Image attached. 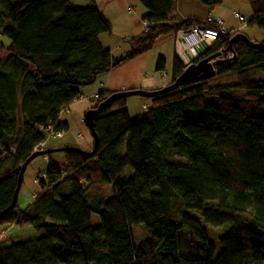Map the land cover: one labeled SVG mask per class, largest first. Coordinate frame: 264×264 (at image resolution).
I'll use <instances>...</instances> for the list:
<instances>
[{
	"label": "trees",
	"instance_id": "1",
	"mask_svg": "<svg viewBox=\"0 0 264 264\" xmlns=\"http://www.w3.org/2000/svg\"><path fill=\"white\" fill-rule=\"evenodd\" d=\"M137 1L147 27L112 56L97 40L111 28L95 4L0 0V34L8 39L0 41V226L36 232L0 244V264H264V51L240 40L227 49L240 28L220 34L202 55L219 53L212 78L146 98L134 117L127 98L114 100L93 120L95 153L47 154L32 202L3 212L21 164L45 139L44 126L81 88L149 51L157 38L201 24L173 20L178 0ZM192 1L209 9L223 3ZM248 5L246 25L264 31V0ZM155 68L164 69L162 57ZM183 68L173 56L172 79ZM230 76L233 82L211 84ZM110 94H98L91 108ZM94 185L109 194L91 198ZM202 222L227 227L218 253ZM136 226L143 238L135 242Z\"/></svg>",
	"mask_w": 264,
	"mask_h": 264
},
{
	"label": "crops",
	"instance_id": "2",
	"mask_svg": "<svg viewBox=\"0 0 264 264\" xmlns=\"http://www.w3.org/2000/svg\"><path fill=\"white\" fill-rule=\"evenodd\" d=\"M69 1L79 6L93 3L108 20L111 28L110 32L98 35L97 40L100 46L109 50L112 56H117L125 51L128 48L127 40L143 31L141 21L142 16L145 14V9L137 0ZM200 6L192 0H178L173 20L179 21L192 18L203 21L206 17L210 16L220 19L223 27L232 29L227 24V20L232 13L228 5L225 8L221 4V6L215 9ZM183 7L187 9L183 10ZM175 55L174 34L164 35L156 39L149 51L120 64L108 72L98 75L92 85L80 89L79 96L81 99L75 100L70 105L69 110L60 116L61 121L65 124L66 130L72 132L74 123L83 122V114L93 106L94 100H92V97L94 95L98 96L101 93L107 95L130 89L156 90L170 83L172 79V59ZM158 57L164 59L163 71H158L155 68ZM74 104H82V106L77 111L71 110V106ZM144 107L145 104H143ZM71 145L73 144L69 142L63 144V146ZM80 147L81 149L84 147L83 150L88 151L91 145L89 142H83ZM34 161L37 163V166H35L36 169H44L46 167L47 158L45 156L37 157L32 162Z\"/></svg>",
	"mask_w": 264,
	"mask_h": 264
},
{
	"label": "rangeland",
	"instance_id": "3",
	"mask_svg": "<svg viewBox=\"0 0 264 264\" xmlns=\"http://www.w3.org/2000/svg\"><path fill=\"white\" fill-rule=\"evenodd\" d=\"M222 5L225 8H227L228 5L231 9L232 13L227 20V24L232 29H235L236 27L238 28L240 26V24L237 22V20H235L233 16L234 13H238L239 15H241L245 19L246 23L251 18V11L248 5V0H223ZM185 9L187 8L183 7V10ZM209 17L210 16L206 17L203 21H201V24L204 25L205 21L207 22V18ZM240 32L245 33L249 38H251L255 42H264V31H262L255 25H249V26L245 25L244 27H240ZM0 41H2L4 44L8 43V39L6 38V36L2 34H0ZM178 59L180 60L181 58ZM216 59L219 58L217 57ZM233 81H234V77L230 76V77H224L218 79L217 81H214L211 84H216V83L225 84ZM80 99L81 98H77L76 101ZM143 104H145V106L148 105L149 100L139 96L127 97L126 108L129 116L134 117L135 115L142 112ZM81 106L82 104H74L72 108L73 110L77 111ZM77 121H79V119H77ZM73 128L74 129H72V132L70 130H63L62 138L47 137L45 141V148L65 147L63 146V144H66V142L73 144L68 147H79L83 142L84 143L89 142L90 145L92 144L91 143L92 138L90 136V133L88 132L89 130H87V127L83 122L74 123ZM78 132H82L83 137L76 136V133ZM74 137L76 138V140ZM52 156L55 159H60L62 157V152H55L52 154ZM174 157L177 158L176 155ZM36 164L37 163L35 161L29 163L25 171L23 172L22 182L18 191L17 201H16L17 207L19 209H24L26 206H28L32 202L34 195L40 191V187L37 183L39 179V175H38L39 170L36 169L35 167L37 166ZM130 174H131L130 170H127L126 175L129 176ZM109 192H110V188L108 186L94 185L89 190V196L91 198L102 197V196H107ZM90 223L93 227L99 226V219L96 214H91ZM202 224L207 228L209 240L215 245L216 253H218V251H220V247L218 244V237H220L227 230V227L226 226L212 227L208 224H204L203 222ZM35 235L36 232L30 226L27 225L17 226L13 224L7 227H5V225L0 226V244H8L10 241L15 242V241L25 240ZM132 236L135 242L143 238V231L140 226H136L132 228ZM261 238L263 239V243H264V236H261Z\"/></svg>",
	"mask_w": 264,
	"mask_h": 264
},
{
	"label": "water",
	"instance_id": "4",
	"mask_svg": "<svg viewBox=\"0 0 264 264\" xmlns=\"http://www.w3.org/2000/svg\"><path fill=\"white\" fill-rule=\"evenodd\" d=\"M238 40L243 41L245 44H247L252 49L264 51V42H252L243 33H240V32L235 33L232 36V38L229 41V46L227 49L230 50L232 42L238 41ZM218 56H219V53L207 55L204 57L202 56L197 57L196 60H193L191 61V63L184 66L181 73L174 79H171L170 83H168L162 88H159L156 90L130 89V90H125V91L114 92V93H111L109 96H107L96 107L90 108L87 111H85V113L83 114V123L89 130L90 136L93 139L91 150L86 151L79 147L65 146V147L44 149V150L35 151L31 153L24 160V162L21 164L18 170L16 186L13 191L12 199L10 201V204L7 206L6 209L3 210V212L11 210L15 206L16 201H17L18 191H19V188L22 182L23 172L25 171L27 165L31 162L32 159L40 155H46V154L55 153V152H66V151H75L87 157L92 156L95 153V144H96V135L93 130V120L95 116L101 113L111 102H113L114 100L118 98H127L131 96L151 98V97L166 93L168 91L174 90L182 85H185L191 82H198V81L210 79L215 75L214 66L216 63V58Z\"/></svg>",
	"mask_w": 264,
	"mask_h": 264
},
{
	"label": "built area",
	"instance_id": "5",
	"mask_svg": "<svg viewBox=\"0 0 264 264\" xmlns=\"http://www.w3.org/2000/svg\"><path fill=\"white\" fill-rule=\"evenodd\" d=\"M234 17L240 26L233 30L221 26L220 19L209 17L207 18V22L205 21L208 25L194 24L186 29L177 31L174 35L175 54L177 57L182 59L181 61L184 63V66L206 53L212 44L219 38L220 34H232L240 27H244L246 25L245 19L241 15L234 13ZM141 24L143 29L147 27L146 21L142 20ZM96 98L97 95H94V98L92 97L93 100ZM44 129L52 137H63V131L55 128V126L48 125L44 127ZM77 136L79 137L80 134H77ZM42 145L43 143L39 142L34 146V149L40 148Z\"/></svg>",
	"mask_w": 264,
	"mask_h": 264
},
{
	"label": "bare ground",
	"instance_id": "6",
	"mask_svg": "<svg viewBox=\"0 0 264 264\" xmlns=\"http://www.w3.org/2000/svg\"><path fill=\"white\" fill-rule=\"evenodd\" d=\"M176 34V33H175ZM174 34V35H175ZM163 71V70H162ZM79 98H80V96H79ZM73 102H75V100L73 101ZM72 102V103H73ZM71 103V104H72ZM71 104H69L68 105V107H66L65 109H61L59 112H58V118L56 119V121L54 122V123H48V124H46L44 127H46V126H48V125H50V126H55V128H58V129H60V130H66V127H65V124L61 121V119H60V116L63 114V113H65V112H67L68 110H69V107H70V105ZM74 106V105H73ZM73 106H71V110H73ZM45 130V129H44ZM77 134H80V136L79 137H83V134H82V132H78ZM77 134H76V136H77ZM44 135H45V139L44 140H42V141H40V142H42L43 143V145L40 147V148H36V149H34V147L32 148V153L33 152H35V151H40V150H44V149H51V148H45V141H46V138L47 137H51V138H55V137H52V136H50L47 132H46V130H45V132H44ZM92 143V142H91ZM92 145V144H91ZM54 148V147H53ZM55 148H57V147H55ZM51 154V153H50ZM47 155V154H46ZM46 155H40V156H37V157H42V156H45L46 157ZM37 157H35V158H37ZM34 158V159H35ZM34 159H32L31 160V162L34 160ZM30 162V163H31ZM45 169V168H44ZM44 169L43 168H41V169H38L39 170V172H38V175H39V178L40 179H42V178H44V176H45V173H44Z\"/></svg>",
	"mask_w": 264,
	"mask_h": 264
}]
</instances>
